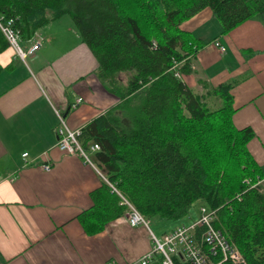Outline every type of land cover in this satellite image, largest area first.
<instances>
[{"label": "trees", "instance_id": "trees-1", "mask_svg": "<svg viewBox=\"0 0 264 264\" xmlns=\"http://www.w3.org/2000/svg\"><path fill=\"white\" fill-rule=\"evenodd\" d=\"M205 8L228 33L263 15L264 0H0V15L15 20L23 41L69 15L94 52L99 78L120 102L81 129L79 140L100 145L97 158L120 193L148 220L181 221L201 200L217 211L214 225L243 264H264V171L249 149L254 131L233 121L235 82L202 81L206 91L198 94L181 79L203 47L181 24ZM7 45L0 31V49ZM91 199L78 216L89 235L128 209L106 182ZM163 262L158 254L147 264Z\"/></svg>", "mask_w": 264, "mask_h": 264}, {"label": "crops", "instance_id": "crops-1", "mask_svg": "<svg viewBox=\"0 0 264 264\" xmlns=\"http://www.w3.org/2000/svg\"><path fill=\"white\" fill-rule=\"evenodd\" d=\"M181 28L203 43L192 73L181 79L198 94L206 91L202 81L235 82L233 121L254 131L249 149L264 171V14L224 33L205 8ZM35 34L42 39L40 48L25 59L11 45L0 49V264H138L152 247L151 228L131 226L122 216L102 232L87 234L78 216L106 181L82 158L53 149L56 110L76 131L120 99L99 78V61L73 20L61 17ZM34 43L35 36L21 38L25 50ZM78 98L81 103L72 108ZM44 153H50V171L41 166ZM260 184L264 190V179Z\"/></svg>", "mask_w": 264, "mask_h": 264}, {"label": "built area", "instance_id": "built-area-1", "mask_svg": "<svg viewBox=\"0 0 264 264\" xmlns=\"http://www.w3.org/2000/svg\"><path fill=\"white\" fill-rule=\"evenodd\" d=\"M0 31L6 37L9 45L16 50L18 56L22 59H25L29 54L35 53L40 48L42 39L40 35L36 34L34 35L35 43L29 49L25 50L21 46V32L16 27L13 18L0 15ZM216 45L220 47L222 52L225 50L220 43H216ZM175 75L181 77L179 72H176ZM81 101L82 99L78 98L76 103L72 105V108H75ZM56 114L59 119L57 126L58 141L53 149L66 155L80 157L84 163L92 166L110 185L112 190L121 197V203L128 207L124 214L125 220L131 226H144L149 228L148 219L120 193L116 186L108 180L105 173L99 168L96 157L100 151V145L97 142H88L86 145H83L79 140L81 130L74 131L70 129L62 114L57 110ZM28 156L29 154L27 152L22 155L24 160ZM43 157L44 163L41 166L44 170L50 171L53 167L50 153H44ZM215 219V210L201 207L199 218L187 226L180 225L162 236H157L149 230L153 244L151 249L139 259L138 264H147L158 254L164 257L163 264H174L172 258L174 255H182L190 264H223L225 261H230L233 264L244 263L245 260L240 250L230 243L220 230L216 229L214 225ZM198 228H202V232L199 234L197 232ZM219 256H221V259L217 261H214L212 258ZM107 264H117V262L111 260Z\"/></svg>", "mask_w": 264, "mask_h": 264}, {"label": "rangeland", "instance_id": "rangeland-1", "mask_svg": "<svg viewBox=\"0 0 264 264\" xmlns=\"http://www.w3.org/2000/svg\"><path fill=\"white\" fill-rule=\"evenodd\" d=\"M66 19L71 20V17L69 15L65 16ZM202 205V201H197L196 203H194L189 211V214L182 219L181 221H171V220H165L163 218L160 217H154L149 219V227L151 228V230L156 234V235H161L165 232H169L171 230H173L175 227H177L179 224H183L185 226L189 225V221L190 218L191 219H196V217L199 216V209ZM152 240V239H151Z\"/></svg>", "mask_w": 264, "mask_h": 264}, {"label": "bare ground", "instance_id": "bare-ground-1", "mask_svg": "<svg viewBox=\"0 0 264 264\" xmlns=\"http://www.w3.org/2000/svg\"><path fill=\"white\" fill-rule=\"evenodd\" d=\"M75 103H76V102H75ZM79 104H80V103H79ZM77 106H78V105H77ZM77 106H76V107H77ZM76 107H75V108H76ZM215 211H216V210H215ZM216 215H217V211H216ZM241 264H243V263H241Z\"/></svg>", "mask_w": 264, "mask_h": 264}]
</instances>
